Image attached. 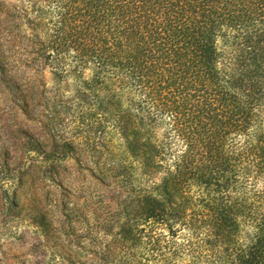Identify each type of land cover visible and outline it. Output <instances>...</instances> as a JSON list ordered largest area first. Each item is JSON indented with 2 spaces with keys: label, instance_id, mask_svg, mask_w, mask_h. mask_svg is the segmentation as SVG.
<instances>
[{
  "label": "trees",
  "instance_id": "obj_1",
  "mask_svg": "<svg viewBox=\"0 0 264 264\" xmlns=\"http://www.w3.org/2000/svg\"><path fill=\"white\" fill-rule=\"evenodd\" d=\"M13 16L30 67L117 134L127 158L108 177L136 170L126 238L163 228L155 245L198 264H264V0H22Z\"/></svg>",
  "mask_w": 264,
  "mask_h": 264
},
{
  "label": "rangeland",
  "instance_id": "obj_2",
  "mask_svg": "<svg viewBox=\"0 0 264 264\" xmlns=\"http://www.w3.org/2000/svg\"><path fill=\"white\" fill-rule=\"evenodd\" d=\"M20 3L0 0L7 27L0 49L8 57V76H0V264H198L175 252L187 245L180 240L155 245L163 228L152 237L133 228L126 238L122 210L140 178L135 169L108 177L127 158L117 134L76 112L71 83L54 80L48 67H30L25 20L11 22ZM8 84L19 89L12 94Z\"/></svg>",
  "mask_w": 264,
  "mask_h": 264
}]
</instances>
